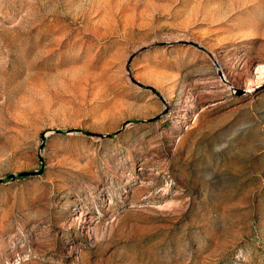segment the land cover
Returning a JSON list of instances; mask_svg holds the SVG:
<instances>
[{
  "label": "rangeland",
  "instance_id": "obj_1",
  "mask_svg": "<svg viewBox=\"0 0 264 264\" xmlns=\"http://www.w3.org/2000/svg\"><path fill=\"white\" fill-rule=\"evenodd\" d=\"M0 264H264V0H0Z\"/></svg>",
  "mask_w": 264,
  "mask_h": 264
},
{
  "label": "water",
  "instance_id": "obj_2",
  "mask_svg": "<svg viewBox=\"0 0 264 264\" xmlns=\"http://www.w3.org/2000/svg\"><path fill=\"white\" fill-rule=\"evenodd\" d=\"M178 44L194 46V47H196V48H198V49H202V50H204L202 47H200L199 45H197V44H195V43H193V42H178V43L175 44V45H178ZM163 45H165V44H157V45H155L154 47H159V46H163ZM154 47L152 46L151 48H154ZM151 48H150V49H151ZM148 49H149V48H144V49H142L139 53L145 52V51L148 50ZM137 54H138V53H137ZM137 54H135V55H133V56L131 57L130 62H129V65H128V69L130 68V64H131L132 60L137 56ZM131 80H132V82H133L134 84H136L137 86H139V87H141V88H143V89H146V90H151V91H153L154 93L158 94L157 91H156V89H154L153 87L146 86V85H144V84H142V83L136 81L133 77H131ZM239 93L242 94V93H244V92H243V91H240ZM83 134L86 135V136H90V137L106 138V137L103 136V135L95 134V133H92V132H86V131H84ZM111 137H112V135H111V136H108V138H111ZM37 174H38V173H35V172H27V173H22V174H20V175H18V176H10V178L13 179V180H16V179L21 178V177L36 176Z\"/></svg>",
  "mask_w": 264,
  "mask_h": 264
}]
</instances>
